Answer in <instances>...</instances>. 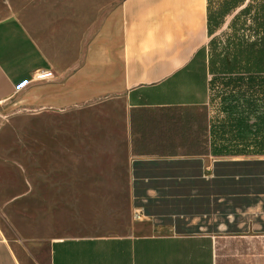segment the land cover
I'll list each match as a JSON object with an SVG mask.
<instances>
[{
	"label": "crops",
	"instance_id": "1",
	"mask_svg": "<svg viewBox=\"0 0 264 264\" xmlns=\"http://www.w3.org/2000/svg\"><path fill=\"white\" fill-rule=\"evenodd\" d=\"M20 6L26 7L0 19V103L17 98L47 113L120 99V120L103 122L96 145L112 158L108 166L122 163L150 182L178 166L203 165L210 150H140L137 124L125 111L206 105L207 0H21ZM46 69L51 76L34 77ZM169 206L162 200L156 210L162 216ZM216 217L196 212L191 219L205 226L192 231L52 239L9 238L0 227V264H264V212Z\"/></svg>",
	"mask_w": 264,
	"mask_h": 264
},
{
	"label": "rangeland",
	"instance_id": "2",
	"mask_svg": "<svg viewBox=\"0 0 264 264\" xmlns=\"http://www.w3.org/2000/svg\"><path fill=\"white\" fill-rule=\"evenodd\" d=\"M20 2L0 0V19L21 12L26 6ZM246 3L208 30L205 106L125 111V119L137 124L140 150L184 155L210 150L208 126L219 114L221 77L245 70V47L264 38V9L244 13ZM123 110L120 99L47 113L23 107L17 98L0 103L3 234L52 239L192 231L203 222L191 219L196 212H213L217 222L226 212H264V155L210 154L202 166H178L150 182L130 175L122 163L108 166L112 158L96 145L103 122L120 120ZM162 200L172 210L161 216L156 208Z\"/></svg>",
	"mask_w": 264,
	"mask_h": 264
},
{
	"label": "trees",
	"instance_id": "3",
	"mask_svg": "<svg viewBox=\"0 0 264 264\" xmlns=\"http://www.w3.org/2000/svg\"><path fill=\"white\" fill-rule=\"evenodd\" d=\"M258 0H207L208 30L244 5L264 9ZM258 12V11H257ZM257 15V14H256ZM245 70L221 77L219 114L210 119L209 148L214 156L264 155V38L245 47Z\"/></svg>",
	"mask_w": 264,
	"mask_h": 264
},
{
	"label": "built area",
	"instance_id": "4",
	"mask_svg": "<svg viewBox=\"0 0 264 264\" xmlns=\"http://www.w3.org/2000/svg\"><path fill=\"white\" fill-rule=\"evenodd\" d=\"M52 73L50 70H38L34 73V77L37 79H43V78H47V76H51Z\"/></svg>",
	"mask_w": 264,
	"mask_h": 264
}]
</instances>
